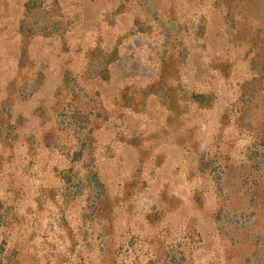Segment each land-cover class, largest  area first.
<instances>
[{
	"label": "rangeland",
	"instance_id": "obj_1",
	"mask_svg": "<svg viewBox=\"0 0 264 264\" xmlns=\"http://www.w3.org/2000/svg\"><path fill=\"white\" fill-rule=\"evenodd\" d=\"M0 264H264V0H0Z\"/></svg>",
	"mask_w": 264,
	"mask_h": 264
}]
</instances>
